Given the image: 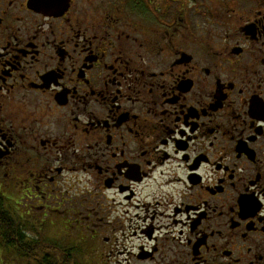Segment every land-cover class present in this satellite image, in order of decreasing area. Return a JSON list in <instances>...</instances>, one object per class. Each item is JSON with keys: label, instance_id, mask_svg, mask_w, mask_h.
I'll return each mask as SVG.
<instances>
[{"label": "flooded vegetation", "instance_id": "flooded-vegetation-1", "mask_svg": "<svg viewBox=\"0 0 264 264\" xmlns=\"http://www.w3.org/2000/svg\"><path fill=\"white\" fill-rule=\"evenodd\" d=\"M41 243L264 264V0H0V264Z\"/></svg>", "mask_w": 264, "mask_h": 264}, {"label": "trees", "instance_id": "trees-1", "mask_svg": "<svg viewBox=\"0 0 264 264\" xmlns=\"http://www.w3.org/2000/svg\"><path fill=\"white\" fill-rule=\"evenodd\" d=\"M45 245H48V247H45ZM25 256L28 259L26 264H68V247L53 245L52 243H41L39 260L34 259L35 254L33 251ZM73 264H79V262L75 259Z\"/></svg>", "mask_w": 264, "mask_h": 264}, {"label": "rangeland", "instance_id": "rangeland-1", "mask_svg": "<svg viewBox=\"0 0 264 264\" xmlns=\"http://www.w3.org/2000/svg\"><path fill=\"white\" fill-rule=\"evenodd\" d=\"M41 235H43L44 236V233L42 232V234ZM42 237V236H41ZM61 239L63 240L64 239V237L63 236H61ZM64 241V240H63ZM59 244V243H58ZM59 245H61V244H59ZM78 245V244H77ZM62 246V245H61ZM45 247H48V245H45ZM78 247L81 249V250H79V251H77V253L79 254V256H75V255H73L69 260H68V264H73V262H74V260L76 259H80L81 261H82V263H79V264H102L101 262L99 263V262H96V263H89V262H86V259L85 258H83V255H84V251H82V249L84 250L85 249V245L84 244H80V246L78 245ZM87 254H90V251L89 250H87ZM109 264V263H108ZM110 264H113V263H110ZM123 264H128L127 262H124Z\"/></svg>", "mask_w": 264, "mask_h": 264}]
</instances>
